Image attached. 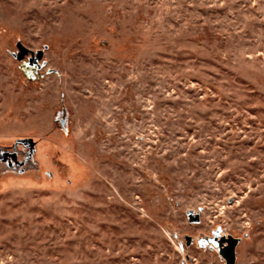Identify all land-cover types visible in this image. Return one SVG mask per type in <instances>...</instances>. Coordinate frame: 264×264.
I'll return each mask as SVG.
<instances>
[{
	"label": "rangeland",
	"instance_id": "rangeland-1",
	"mask_svg": "<svg viewBox=\"0 0 264 264\" xmlns=\"http://www.w3.org/2000/svg\"><path fill=\"white\" fill-rule=\"evenodd\" d=\"M229 236L264 264V0H0V264H227Z\"/></svg>",
	"mask_w": 264,
	"mask_h": 264
},
{
	"label": "water",
	"instance_id": "water-1",
	"mask_svg": "<svg viewBox=\"0 0 264 264\" xmlns=\"http://www.w3.org/2000/svg\"><path fill=\"white\" fill-rule=\"evenodd\" d=\"M19 47L23 52H26V49L21 44H19ZM19 141L29 143L31 142V139H20ZM238 242L239 239L232 236H229L227 239V245L222 250V254L225 257L227 264H236V246Z\"/></svg>",
	"mask_w": 264,
	"mask_h": 264
},
{
	"label": "flooded vegetation",
	"instance_id": "flooded-vegetation-1",
	"mask_svg": "<svg viewBox=\"0 0 264 264\" xmlns=\"http://www.w3.org/2000/svg\"><path fill=\"white\" fill-rule=\"evenodd\" d=\"M7 155L5 154V155H3V156H1L3 159H6L7 157H6ZM15 158H16V156L15 155H13Z\"/></svg>",
	"mask_w": 264,
	"mask_h": 264
}]
</instances>
